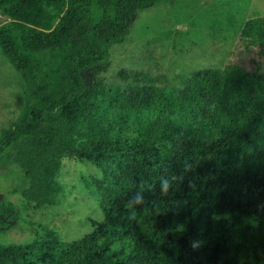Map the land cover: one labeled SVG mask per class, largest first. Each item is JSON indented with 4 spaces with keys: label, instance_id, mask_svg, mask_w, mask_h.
Returning a JSON list of instances; mask_svg holds the SVG:
<instances>
[{
    "label": "trees",
    "instance_id": "16d2710c",
    "mask_svg": "<svg viewBox=\"0 0 264 264\" xmlns=\"http://www.w3.org/2000/svg\"><path fill=\"white\" fill-rule=\"evenodd\" d=\"M161 1L0 0V50L24 97L0 133V161L18 164L19 193L40 208L57 203L64 157L93 162L101 175L78 182L102 212L81 239L0 244V264H264V67L197 70L185 97L101 78L133 15ZM240 35L264 54V15ZM16 218L1 199L0 232Z\"/></svg>",
    "mask_w": 264,
    "mask_h": 264
},
{
    "label": "rangeland",
    "instance_id": "374dc122",
    "mask_svg": "<svg viewBox=\"0 0 264 264\" xmlns=\"http://www.w3.org/2000/svg\"><path fill=\"white\" fill-rule=\"evenodd\" d=\"M264 15V0H170L140 8L132 17L129 32L110 48L109 66L101 74L108 87L134 92L141 85L150 96L155 88H177L184 97L193 89L186 83L193 72L231 64L253 71L264 67V54L246 48L240 35L242 23ZM9 18L0 13V24ZM24 106L20 75L0 50V133L12 127ZM206 111L211 104L201 105ZM100 176L97 164L63 158L55 180L57 203L36 207L19 191L27 186L12 158L0 161V200L11 199L17 218L0 232V244L33 243L47 233L72 241L89 234L93 221L102 219L94 194L78 180Z\"/></svg>",
    "mask_w": 264,
    "mask_h": 264
},
{
    "label": "clouds",
    "instance_id": "9594fccd",
    "mask_svg": "<svg viewBox=\"0 0 264 264\" xmlns=\"http://www.w3.org/2000/svg\"><path fill=\"white\" fill-rule=\"evenodd\" d=\"M173 179H175V177H173ZM171 187V184L169 181L167 180H162V193L163 194H167L169 188ZM132 200L137 203V204H142L144 202V196L142 191L141 192H137L136 194H134ZM193 246H195V242H193Z\"/></svg>",
    "mask_w": 264,
    "mask_h": 264
}]
</instances>
